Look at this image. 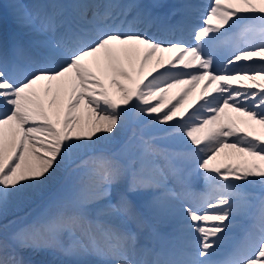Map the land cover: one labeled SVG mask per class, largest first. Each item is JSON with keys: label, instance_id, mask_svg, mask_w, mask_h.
<instances>
[{"label": "snow or ice", "instance_id": "obj_1", "mask_svg": "<svg viewBox=\"0 0 264 264\" xmlns=\"http://www.w3.org/2000/svg\"><path fill=\"white\" fill-rule=\"evenodd\" d=\"M204 8L200 23L195 4L173 11L180 19L162 31L188 38L166 39L146 30L161 18L138 0L17 3L14 21L45 37L36 55L7 41L0 17V218L41 201L11 233L0 231V264H27L23 251L64 257L59 264H147L129 258L136 236L127 225L149 216L173 217L192 237L187 251L153 264H264V138L222 119L228 110L264 126V0ZM136 62L139 78L129 70ZM131 116L139 134L112 150ZM225 148L253 160L215 164ZM194 179L204 182L199 193ZM242 216L253 220L242 241L214 260Z\"/></svg>", "mask_w": 264, "mask_h": 264}, {"label": "bare ground", "instance_id": "obj_2", "mask_svg": "<svg viewBox=\"0 0 264 264\" xmlns=\"http://www.w3.org/2000/svg\"><path fill=\"white\" fill-rule=\"evenodd\" d=\"M47 1L49 5L51 0H47ZM186 1H193V0H185L183 2V5L186 4ZM43 2L44 0H31L29 2L24 1L23 3H20V0H1L2 6L0 7V17L3 18L2 26H4L5 24L10 27L8 29V32L6 33L9 41L11 42L13 39L19 41L26 48H28L32 54L39 53L38 51V48H40L39 42L44 40L45 37L43 35L30 31L29 29L25 27L19 26L13 19V15H12L13 10H14L13 6L17 3H20L23 5H26L29 9L36 10V9L48 6ZM123 2H130V0H123ZM138 2L144 4L145 6L150 7L153 14L161 18L155 24L147 27L146 30L149 32V34L157 36L158 38L163 36L166 39H178V38H181L182 36L185 39L188 38V33L186 31L181 32L180 30L177 29L175 31L164 32L162 31V28H161L162 24H175V22L180 19L179 14L176 16H171L170 14L173 11H176L173 9H178V10L181 9V4L178 7H176L175 5L171 6L170 0H138ZM207 2L209 3L210 0H207ZM236 2L237 0H224V3L229 4V5H234ZM190 3L198 6L199 11L196 14V18L201 20L200 12L206 11V9L204 8V5H207V3H203L202 1H198V0H196V2H190ZM66 4L70 5L71 0H66ZM165 18H169V23H166ZM17 30L20 31L19 34L22 35L23 39L22 38L20 39L17 37V34H18ZM234 31L238 32L239 29H235ZM32 36H35L33 43L28 42L27 38H31ZM157 56H163L165 63H167V59H168L167 52L157 53ZM255 59H258V58H255ZM153 64H154V60L149 63L145 71L147 72L153 66ZM136 65L139 66V62H136L135 66ZM139 68L140 66L138 67L137 71L135 68L134 69L129 68V70L132 71L134 78H139ZM205 83L206 81L201 82V84L198 87H196L195 90L189 95V97L187 98V103L184 106L185 108H190L192 105L197 103ZM245 83H248V81H245ZM260 83H264V80L260 81ZM186 87L187 85H180L177 88L170 90V92L168 93V101L170 103L175 102V99L182 93L183 89ZM214 88H215V85H212L210 87V91ZM213 94L215 93L213 92ZM0 108H2V105H0ZM229 114L237 122V124H239L241 128H243L246 131H250L253 135H259L262 138H264V132H263L264 126L259 125V124H253L252 126L249 127L242 122L243 120L247 119L246 117H242L240 114L234 113V112L229 113L228 110H226V114L222 117V119L225 120V122H227ZM129 121H130L129 131L139 132L140 127L136 119L133 116H131L129 117L128 122ZM239 155L240 153H237L234 149L225 148L217 156V159L216 161H214V163L217 165H221V166L230 164V163H227V160L224 158L219 159V157L222 158V156L223 157L232 156L233 161L241 165H243L246 161L251 162L253 160V158L252 159L248 158L246 159V161H243L238 158ZM196 180H197V184H196ZM203 186H204V182L202 179H194V190L197 193H199L202 190ZM248 188L250 189V186H248ZM177 222L178 221L173 217H160L159 219H154L151 216H149L148 223L146 225L137 226V229L142 230L141 232L142 234H144L143 230L145 229L146 226L147 227H160V228L165 227L167 228V231L159 232L160 234L153 235L151 239L148 238V235L146 234V232L143 238L136 237L135 242L132 245V247L134 248V251H131L129 253V258L136 259V260H143V261H146L147 264H153V262L156 261L157 259L166 257V255L169 252L179 253L181 250L177 249L176 241L172 239H177L179 244L188 246V244L192 241V237L187 232H182L179 229ZM252 223H253V220L251 216H242V218L241 217L238 218V220L235 223L233 233H236L237 230H240L237 236L239 237L240 235H244L245 229H247ZM145 240H149V241H147L145 244L144 243ZM149 243L151 244L148 245ZM183 250L186 251L187 249H184L183 247ZM23 252H25L24 260L27 262V264H38L36 262H33V260L29 259V257H27L34 253L30 251H23ZM213 259L217 261H223V260H226V255H224L221 252L218 256L214 257Z\"/></svg>", "mask_w": 264, "mask_h": 264}, {"label": "rangeland", "instance_id": "obj_3", "mask_svg": "<svg viewBox=\"0 0 264 264\" xmlns=\"http://www.w3.org/2000/svg\"><path fill=\"white\" fill-rule=\"evenodd\" d=\"M24 1H31V0H20V3H23ZM178 1V2H176ZM182 2V0H170V2L174 5V4H180V2ZM185 1V0H183ZM198 1H202L203 3H207V0H198ZM190 2H196V0L193 1H186V3H190ZM46 5H48V1L44 0V2ZM25 4V3H24ZM1 0H0V7H1ZM168 21V19H167ZM196 22L200 23L201 20H199L198 18H196ZM10 27L5 25L3 26V32L5 37L7 38V41L10 43L6 33L8 32V29ZM19 31V30H17ZM20 32V31H19ZM212 35V34H210ZM17 37L21 39V36L19 35V33L17 34ZM35 39V36H32L31 38L28 39V41L33 42V40ZM38 51L40 52L41 49L38 48ZM38 54V53H37ZM36 55V54H34ZM171 54L167 53V56L169 57ZM138 65L135 66L136 71L138 70ZM134 117V116H133ZM135 118V117H134ZM129 117L126 118L125 121V127L121 130L120 134L115 138V140L111 143V145H109V147L114 150V151H119L120 148L128 141L129 137L132 135L133 132H130V121L128 122ZM264 132V131H263ZM137 134H139V132H137ZM240 156V157H239ZM238 156L239 159L246 161V159L250 158L252 159V157L247 156V154H241ZM226 159L227 163L230 164H237V162L233 161L232 156H228V157H219V159ZM261 164H264V162H260ZM61 176L63 175V173L60 174ZM55 183V182H54ZM196 184H197V180H196ZM246 191L248 192H253L256 194H259L260 192V186L259 185H252V187L250 186V189L247 188ZM40 198L35 197L34 200L26 203L25 205H23L20 209H16V208H12L9 210L8 215L5 218H0V231H2L4 234H9L11 233L16 227H18L21 223L26 222L28 218H30V214L34 215L40 207ZM242 218V217H241ZM178 223V222H177ZM128 227L131 229L132 232L135 233L136 237H144V234L146 232V234L148 235V238L151 239L153 235L155 234H160L159 232H165L167 231V228L165 227H145L144 234H142V230L141 229H137V225H134L132 223H128ZM240 230H237L236 233H231L230 234V241L228 244L225 245L224 249H222L220 251V253L222 252L224 255H226V259L231 258V255L233 253V250L235 248V246L238 244V242L242 241L244 235H240L239 237L237 236L238 232ZM174 241H176V245H177V249L179 250H183L187 249L186 245H182L179 244L177 239H172ZM149 240H145L144 243L146 244V242ZM143 243V242H142ZM150 245V243L148 244ZM186 250V251H187ZM25 252L21 253V255L23 256V258L25 257L24 255ZM219 253V254H220ZM218 254V255H219ZM217 255V256H218ZM29 257V259L33 260V262H36L38 264H59V261L63 260L64 257H61L59 255H54L51 252H42L39 254H32L27 256Z\"/></svg>", "mask_w": 264, "mask_h": 264}]
</instances>
